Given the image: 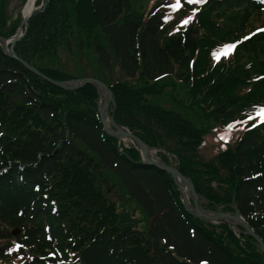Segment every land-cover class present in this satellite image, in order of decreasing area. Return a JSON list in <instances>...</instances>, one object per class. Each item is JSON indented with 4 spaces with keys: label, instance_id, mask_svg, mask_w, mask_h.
Here are the masks:
<instances>
[{
    "label": "trees",
    "instance_id": "trees-1",
    "mask_svg": "<svg viewBox=\"0 0 264 264\" xmlns=\"http://www.w3.org/2000/svg\"><path fill=\"white\" fill-rule=\"evenodd\" d=\"M4 1L0 36L8 37L20 15H8ZM222 2L244 20L264 9L260 0ZM214 4L195 15L190 0H156L143 15L129 0H45L12 50L55 80L84 76L60 68L59 57L83 52L110 75L92 72L111 92L113 121L187 176L202 207L236 206L264 242V122L241 126L264 99V63L247 66L251 59L240 57L264 50V31L241 41L233 58H216L228 26L213 17ZM176 81L188 100L172 96V107L153 100ZM96 100L93 84L57 87L0 46L1 262L18 255L9 264H264L252 235L188 211L168 172L143 162L135 143L107 134ZM32 117L44 131L25 129ZM98 184L117 187V198ZM122 195L144 227L118 207Z\"/></svg>",
    "mask_w": 264,
    "mask_h": 264
},
{
    "label": "rangeland",
    "instance_id": "rangeland-1",
    "mask_svg": "<svg viewBox=\"0 0 264 264\" xmlns=\"http://www.w3.org/2000/svg\"><path fill=\"white\" fill-rule=\"evenodd\" d=\"M27 1L28 0H5L4 1L5 2V8H6L8 15H10L11 17H13V16L15 17L18 14L20 15L21 10L24 9ZM43 1H45V0H36L34 3V6L40 7ZM155 1L156 0H129V4H130V7L133 9V11L139 12V13H142L143 15H145L147 13V11L150 9L151 5ZM190 1L193 2L195 5H193V7L188 10V14L197 15L198 12H200V10L202 9V7L205 6V4H207L210 0H190ZM215 1H217V4H214L210 7L211 10L214 13H216V14H212L213 17L215 19H217L218 22L224 23V26H228L224 30L225 31V34H224L225 38L220 43V48L216 52V58H219V55H220V57L226 58L228 60V59L233 58L236 55V51L238 49V48H236V46L241 41H242V43L247 42L256 33L264 31V9H261L258 11H253L251 13L250 18L244 20L243 13H242L240 8L228 7L224 2H222V0H215ZM260 1H264V0H260ZM241 26L243 28H241ZM23 29L24 28H22L21 32H23ZM73 51L72 52L67 51V52L60 54V56H59L60 57V64H61L60 68H62L63 70H65L66 72H68L69 74H72V75H78L76 73L83 72L84 76H93L92 72L95 71L100 76L108 77V78L110 77V75H108V72L101 71L96 63L93 62V64H92L88 59H86V56L83 54V52H80V53L74 52L73 53ZM240 57L251 59V61H248L246 63V64H248L247 66H250L252 62L255 63L256 58H257L258 63H260V60H262L264 63V50H262L261 53H259L257 55H253V54L247 55V54L240 53ZM113 73L114 74L119 73V70L117 69V67L115 68ZM261 76H262V74L260 72H257V73L252 75V79H257ZM80 77L73 76V77H70L69 79H66V80L76 79V78H80ZM93 77H95V76H93ZM95 78H97V77H95ZM174 84H175L174 87H171L170 85L167 84V86L164 88L165 89L164 93L153 96V98H154L153 100H157L164 107H172V106L176 105V103H174V101L172 99V96H177L176 98L181 99L182 101L188 100L189 95L186 92L185 88H183L182 84L180 82H177V81ZM251 85L254 87V84H251ZM247 88H249V87H246L245 90H247ZM96 91H97V89H96ZM102 100H103V96L100 95L97 91V100H96L97 108H99L101 106ZM110 105H111V100L108 102V105L106 108V113H105L106 117H107V114H109L108 108L110 107ZM184 113L190 115V113H188L187 111H184ZM244 115H246L247 117L242 122V125H241L242 127H246L248 125H256L259 123H263L264 122V99L256 102V104L253 106V108L246 111ZM106 121L109 125H111L109 123L108 119H106ZM27 123H28L27 124L28 126L25 129H27L33 133H34V130H33L34 128H35V131H40V132L44 131L43 128H45V125L40 124L38 122V120L35 119L34 117L29 118L27 120ZM121 126H123L125 129H127L124 125H121ZM206 137L208 140H211L210 135H207ZM118 139L120 140V142L124 146H129V145L133 144V141H131L127 137L118 138ZM135 146L137 147L136 144H135ZM147 148H148L149 153L157 156L155 153V151H156L155 148H152V147H147ZM137 149H138V147H137ZM203 151H205V155H207V156L212 155V151L208 146L206 148H203ZM64 164L65 163H59L58 162V165L61 167H63ZM110 182L114 183V178L111 176H110ZM97 187L101 192L105 193L110 199H116L117 198L116 194H115L118 191L117 187L103 186V185H99V184L97 185ZM177 189H178V186H177ZM116 203H117L119 208H123L122 209L123 211H125V210H127L128 212L132 211L133 216L135 218H139L138 226L144 227V217L141 214V212L139 211V209H137V208L134 209V205L132 202H130L127 198H125L122 195L121 200L116 201ZM190 203L192 204L191 200H190ZM198 205L203 209H208V208L201 206L200 199L198 200ZM208 210H210V209H208ZM232 210L233 209L231 206L230 209L216 210V211H232ZM212 211H215V210H212ZM206 220H208L211 223H220L222 221H226L228 223H231V225L234 226L235 229H236V226H238V225L233 224L231 221L222 220V219H210V220L206 219ZM11 229L13 230V228L8 227V230H10V233L12 235L17 234L19 232V230H18L17 232H15L13 234L11 232L12 231ZM18 258H19V256L17 255L16 257H11L4 262H1V260H0V264H9V263H12L13 261L17 262Z\"/></svg>",
    "mask_w": 264,
    "mask_h": 264
},
{
    "label": "water",
    "instance_id": "water-1",
    "mask_svg": "<svg viewBox=\"0 0 264 264\" xmlns=\"http://www.w3.org/2000/svg\"><path fill=\"white\" fill-rule=\"evenodd\" d=\"M43 4L44 2H42L41 6H43ZM37 9H39V7H35L33 5L30 7V9H28V11L25 14L23 13V10H21L19 24L16 27L15 32L8 37L0 36L1 51L6 55L16 58L29 71L33 72L34 74L46 80L47 82L57 87H60L62 89L73 90L85 83L93 84L96 87L98 93L100 89H103L104 91V95H102L103 100H102L101 106L98 108V114H99V118H100V122H101L103 130L107 134L113 135L118 138H124V137L129 138L131 141L136 143L139 153H140L141 160L143 162L154 164L156 167L168 172L173 177L174 182L178 186L181 203L188 211L192 212L193 214L201 218H205L209 220L210 219H222V220L231 221L233 224L241 226L243 228L242 230L243 232L248 233L255 238L260 249L264 253L263 240L253 230V228L245 221V219L243 218L239 210L236 208V206L234 205L232 206V209H233L232 211H212V210L201 208L198 205V196L194 190L192 182L187 176L183 175L174 165L170 163H164L157 156L149 153L146 144L139 137L135 136L132 132H130L128 129H125L123 126L116 124L110 115H107V119L111 125H109L106 122L103 116H104V113H106L108 102L112 100V96H111V92L109 88L105 85L104 82H102L101 80L93 76H83V77L71 79V80H55V79H52L42 74L37 68H35L31 64L23 60L22 58L14 55L13 50H12V43L15 39H17L21 35L22 33L21 30L22 28L25 27L27 18ZM177 177L183 182L185 189L187 191V194H188V198L185 196V194L180 189ZM190 200L192 201V204L190 203ZM234 219H236L237 221L235 222ZM17 231L18 229L16 228V229H13L11 232L14 234Z\"/></svg>",
    "mask_w": 264,
    "mask_h": 264
},
{
    "label": "bare ground",
    "instance_id": "bare-ground-1",
    "mask_svg": "<svg viewBox=\"0 0 264 264\" xmlns=\"http://www.w3.org/2000/svg\"><path fill=\"white\" fill-rule=\"evenodd\" d=\"M35 1H36V0H28V1H27V3L25 4V7H24V9H23V13H24V14L28 11V9H30L31 6L34 5ZM99 93H100V95H104V91H103V89H100V90H99ZM103 117H104L105 120L107 119L105 113H104V116H103ZM106 122H107V121H106ZM177 180H178V183H179L180 189H181L182 192L185 194V196L188 198V194H187V191H186V189H185V186H184L183 182H182L178 177H177ZM191 208H192V207H191ZM234 221L236 222L237 220L234 219Z\"/></svg>",
    "mask_w": 264,
    "mask_h": 264
},
{
    "label": "snow or ice",
    "instance_id": "snow-or-ice-1",
    "mask_svg": "<svg viewBox=\"0 0 264 264\" xmlns=\"http://www.w3.org/2000/svg\"><path fill=\"white\" fill-rule=\"evenodd\" d=\"M185 23H187V21H185Z\"/></svg>",
    "mask_w": 264,
    "mask_h": 264
}]
</instances>
